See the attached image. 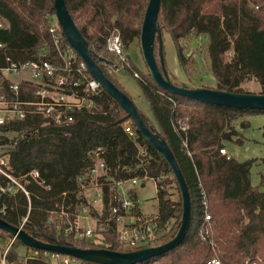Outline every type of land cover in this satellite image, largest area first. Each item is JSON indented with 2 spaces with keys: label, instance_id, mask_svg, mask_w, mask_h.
Returning a JSON list of instances; mask_svg holds the SVG:
<instances>
[{
  "label": "trees",
  "instance_id": "obj_1",
  "mask_svg": "<svg viewBox=\"0 0 264 264\" xmlns=\"http://www.w3.org/2000/svg\"><path fill=\"white\" fill-rule=\"evenodd\" d=\"M148 1L65 0L91 58L128 98L110 72L124 70L132 77L134 72L138 74L139 79L135 80L150 113L136 109L144 124L167 143L189 190L191 218L182 242L165 254L137 264H207L212 260L220 264H264V157L260 160L263 170L259 173V185L253 186L251 169L256 160L239 162L219 153L225 149L226 142L242 144L236 122L241 121L240 127L247 128V119L264 115V111L232 109L173 95L152 81L146 66L147 72L139 70L128 51L134 43L140 50L139 36ZM54 17L53 0H0V66L7 64V58L15 64L48 61L61 68L67 54H72L74 66H80L83 62L54 25ZM52 26L59 37L57 43L49 31ZM157 27L163 36H170L184 72L190 59L184 56L181 42L207 38L204 51L215 86L202 88L264 95V0H161ZM112 35L119 37L130 68L116 62L107 52V40ZM155 57L159 65L158 40ZM84 73L90 76L87 70ZM72 79L77 80V76L72 74ZM250 80L259 85L256 93L243 88ZM11 85L7 79L0 84L9 99L14 96L9 90ZM39 86L22 81L19 100L37 101L35 93ZM92 103V109L74 112L69 126H57L33 114L0 125V149L3 150L0 155L9 160L14 177L33 171L39 173L36 181L25 179L28 198L16 191L0 195V219L19 227L22 218L27 216L22 229L46 244L59 243L80 250L133 252L137 249L125 248L119 242L118 223L111 215L118 192L116 183L154 179L159 189L158 220L165 235V240L157 239L154 247L165 244L176 235L182 215L180 191L169 166L101 88ZM181 124L185 130L180 129ZM262 135L264 139V127ZM97 149L103 151L104 163L98 182L99 209L80 194L78 183L91 167L88 153ZM21 182L24 184V180ZM0 183L4 185L5 181L0 179ZM172 188L178 192L176 202L169 198ZM201 190L208 202L209 223H204ZM128 193L131 198L137 197L134 187ZM164 196L167 198L162 201ZM60 206H71V211L78 213L82 206H87V215L94 223L93 237L76 240L55 231L47 218L50 211ZM208 224L210 232L203 240V230ZM0 239L7 242L1 250V255L6 252L7 264H24L30 256L37 259L28 260L27 264H50L44 251L28 248L1 230ZM21 246L25 248L23 254L18 253Z\"/></svg>",
  "mask_w": 264,
  "mask_h": 264
},
{
  "label": "built area",
  "instance_id": "obj_2",
  "mask_svg": "<svg viewBox=\"0 0 264 264\" xmlns=\"http://www.w3.org/2000/svg\"><path fill=\"white\" fill-rule=\"evenodd\" d=\"M50 33L58 42V34L56 28L52 26ZM2 45H0V49ZM107 52L114 56L115 60L125 67L130 68V63L124 54L120 39L117 35H112L107 40ZM7 64L0 66V84L1 81L7 79L11 81L12 85L9 90L13 92V98H7L0 87V125L12 121L23 120L29 114L41 116L47 120L48 123H53L57 126H69L73 122V113L79 112L82 109H92L93 98L99 95L100 86L91 77L84 73L86 69L82 63L80 66H74V59L72 54H67L63 57V66L55 67L48 61L41 62H26L22 64H15L9 62L6 58ZM22 74H27L29 77L21 78L19 81H14L11 77H17ZM72 74L77 76V80L72 79ZM134 78L139 79L137 73H133ZM22 81H31L39 84L36 91L38 100L35 102H25L19 100V84ZM79 90L81 93H79ZM181 130H185L183 124L180 125ZM127 132L130 131L127 129ZM219 153L227 156L224 150ZM103 151L97 149L88 153L91 158V167L89 171L78 179L80 185V194L93 202L95 209L101 206V192L99 190V179L101 171L104 168V163L101 160ZM32 180L39 179V173L33 171L21 177H14L9 160L0 155V179L5 181L4 185L0 183V195L7 194L11 191L21 192L27 198L29 196L26 191L25 179ZM162 178V177H161ZM24 180V184L21 182ZM154 182L157 193V202L159 203L156 180L148 179ZM87 182V183H86ZM141 181L138 179H131L125 182L116 183L118 192L115 195V204L111 208V215L116 218L118 223V240L125 248H135L143 250L153 248L157 239L165 240V235L161 233L158 214L146 217L138 216L140 202L137 198H131L125 186L131 184L136 186ZM93 193V194H92ZM166 196L161 200L165 201ZM98 206H95L97 205ZM200 206L204 212V223L210 222V216L207 214L208 202L203 190L200 192ZM81 212L71 211V206H60L58 209L48 213L47 223L51 225L55 231L64 236H73L76 240L91 239L93 237V228L89 224L90 217L87 215L88 207L82 206ZM27 222V216L22 218L20 226L22 229ZM211 226H205L202 234L204 240L209 235ZM6 252L0 256V264H7L5 259ZM48 258L50 264H77V260L68 256L44 253ZM37 259L36 256H30L24 260L27 264L28 260ZM207 264H220L217 260H212Z\"/></svg>",
  "mask_w": 264,
  "mask_h": 264
},
{
  "label": "water",
  "instance_id": "obj_3",
  "mask_svg": "<svg viewBox=\"0 0 264 264\" xmlns=\"http://www.w3.org/2000/svg\"><path fill=\"white\" fill-rule=\"evenodd\" d=\"M161 0H149L141 24L139 47L143 61L152 81L162 90L182 97L193 99L202 103L227 107L239 110L264 111V95L235 94L208 88H189L185 84L177 86L171 82L167 74L162 53L163 43L160 29L157 27ZM53 8L57 24L64 38L85 65L89 75L99 84L100 88L126 113L139 129L142 137L163 158L169 166L178 185L181 201L182 215L179 229L174 238L163 245L133 252H111L106 249L80 250L65 247L59 243L46 244L35 240L23 229L13 227L0 219V230L10 234L22 245L35 250L51 254L68 256L92 264H137L150 258L165 254L176 248L184 239L191 218V199L187 184L179 165L168 147L158 134L152 132L142 121L134 103L124 95L112 82L107 79L98 65L91 58L87 43L80 34L65 5V0H53ZM159 44V65L155 57V41Z\"/></svg>",
  "mask_w": 264,
  "mask_h": 264
},
{
  "label": "rangeland",
  "instance_id": "obj_4",
  "mask_svg": "<svg viewBox=\"0 0 264 264\" xmlns=\"http://www.w3.org/2000/svg\"><path fill=\"white\" fill-rule=\"evenodd\" d=\"M54 19V25L58 26L55 17ZM161 38L163 43L164 63L166 64L165 68L169 79L173 84L179 86L181 84H185L189 88H193L194 86H215V80L209 72V59L206 55V52L204 51V48L208 43L207 38L205 39L204 37H199L197 39H187L181 42L184 56L190 59V63L187 65L185 72L182 70L180 62L178 61L175 46L170 36L168 34H164L163 36L161 32ZM128 55L133 64L139 70H142V72H147L142 54L135 43L130 47ZM110 75L111 78L116 80L117 83L129 95V99L139 110L147 114L150 113L149 106L144 100L141 90L134 77L124 70H112ZM25 77H29V75L22 74L17 77H11V79L14 81H19L21 78ZM243 88L245 90L252 91V93H256V91L259 90V85L253 80H250L243 85ZM247 121L249 122V126L247 128L240 127L241 121H238L235 124L236 131L241 134L242 144L238 145L232 142H226L225 149L229 158L235 159L239 162L252 159L256 160V163L251 169V183L253 186H258L260 182L259 173L263 170L260 160L264 157V139L262 135V129L264 127V115L249 117ZM1 153H3L2 149H0V154ZM141 184H144V187H141ZM132 187H134V190L136 191L137 199L140 202V208L143 212H147L146 214H149L146 215V217L157 215L159 203L157 202V193L154 182L151 180H146L144 182H140L136 186H132L131 184H127L125 186L126 190H129ZM169 192L170 200L176 202L178 199L177 190L172 188ZM95 206H98V204ZM89 224L92 228H94L92 219L89 220ZM6 246L7 242L0 239V256L2 248ZM24 252L25 248L24 246H21L18 249V253L23 254Z\"/></svg>",
  "mask_w": 264,
  "mask_h": 264
},
{
  "label": "crops",
  "instance_id": "obj_5",
  "mask_svg": "<svg viewBox=\"0 0 264 264\" xmlns=\"http://www.w3.org/2000/svg\"><path fill=\"white\" fill-rule=\"evenodd\" d=\"M226 151V149H225ZM227 153V151H226ZM141 187H144V184H141ZM137 198V197H136ZM138 216L142 217V216H146V215H149V214H146L147 212H143L142 209L139 207V210H138ZM153 214V213H152ZM156 214V213H155ZM154 215V214H153Z\"/></svg>",
  "mask_w": 264,
  "mask_h": 264
}]
</instances>
